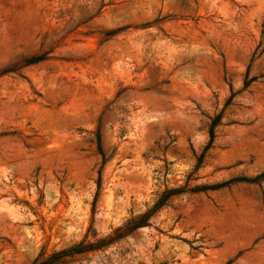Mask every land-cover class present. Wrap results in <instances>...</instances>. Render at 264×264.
I'll use <instances>...</instances> for the list:
<instances>
[{
  "label": "rangeland",
  "instance_id": "obj_1",
  "mask_svg": "<svg viewBox=\"0 0 264 264\" xmlns=\"http://www.w3.org/2000/svg\"><path fill=\"white\" fill-rule=\"evenodd\" d=\"M262 173L264 0H0V264H264Z\"/></svg>",
  "mask_w": 264,
  "mask_h": 264
},
{
  "label": "trees",
  "instance_id": "obj_2",
  "mask_svg": "<svg viewBox=\"0 0 264 264\" xmlns=\"http://www.w3.org/2000/svg\"><path fill=\"white\" fill-rule=\"evenodd\" d=\"M40 59H37V61ZM30 63V62H29ZM220 120V115H217L211 125H210V129H209V142L205 147V150L208 149L210 147V144L213 140V136H214V127L218 124ZM257 178H264V173L260 174L259 176H257ZM218 187H221V185L219 186H210L209 189H217ZM178 193L177 190H172L170 192H168L167 195H165V197L161 198L154 206L151 210L145 212L142 215L137 216L136 218L132 219L131 221H129L124 228H118L114 231L113 236L107 238V239H103L100 240L99 242L95 243V244H83V243H79L77 245H74L72 247L66 248V249H62V250H58V251H53L47 255L42 254L39 255L38 257H36L30 264H63L64 262H66V260L70 257H72L73 255H78V254H82L88 251H93L96 249H99L103 246H106L107 244H110L113 241L119 240L124 236H127L128 234H130L132 231L140 228V227H144L147 225V222L149 220V218L152 216V214L154 212H156L163 204L164 201H166L170 196H172L173 194Z\"/></svg>",
  "mask_w": 264,
  "mask_h": 264
}]
</instances>
